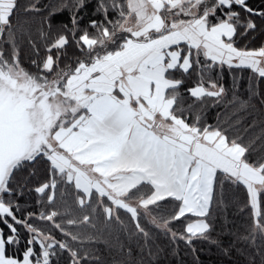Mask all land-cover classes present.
<instances>
[{
  "label": "snow or ice",
  "instance_id": "obj_1",
  "mask_svg": "<svg viewBox=\"0 0 264 264\" xmlns=\"http://www.w3.org/2000/svg\"><path fill=\"white\" fill-rule=\"evenodd\" d=\"M264 264V0H0V264Z\"/></svg>",
  "mask_w": 264,
  "mask_h": 264
},
{
  "label": "trees",
  "instance_id": "obj_2",
  "mask_svg": "<svg viewBox=\"0 0 264 264\" xmlns=\"http://www.w3.org/2000/svg\"><path fill=\"white\" fill-rule=\"evenodd\" d=\"M201 259L204 261V264H216L217 255L215 254V249L211 252L205 251L202 253Z\"/></svg>",
  "mask_w": 264,
  "mask_h": 264
}]
</instances>
